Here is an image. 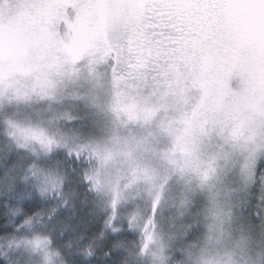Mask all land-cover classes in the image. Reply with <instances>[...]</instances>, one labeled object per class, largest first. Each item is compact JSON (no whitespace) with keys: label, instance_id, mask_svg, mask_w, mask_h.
Here are the masks:
<instances>
[{"label":"snow or ice","instance_id":"1","mask_svg":"<svg viewBox=\"0 0 264 264\" xmlns=\"http://www.w3.org/2000/svg\"><path fill=\"white\" fill-rule=\"evenodd\" d=\"M247 234L264 0H0V264H176Z\"/></svg>","mask_w":264,"mask_h":264},{"label":"clouds","instance_id":"2","mask_svg":"<svg viewBox=\"0 0 264 264\" xmlns=\"http://www.w3.org/2000/svg\"><path fill=\"white\" fill-rule=\"evenodd\" d=\"M247 236L239 247L236 244L238 235L220 241L208 242L202 238L189 241L182 259L176 264H264V237ZM227 252L233 253L230 258Z\"/></svg>","mask_w":264,"mask_h":264},{"label":"rangeland","instance_id":"3","mask_svg":"<svg viewBox=\"0 0 264 264\" xmlns=\"http://www.w3.org/2000/svg\"><path fill=\"white\" fill-rule=\"evenodd\" d=\"M64 28H65V25L61 24V26H60V30H61L62 32H63Z\"/></svg>","mask_w":264,"mask_h":264}]
</instances>
